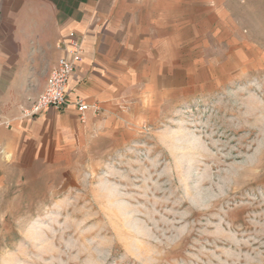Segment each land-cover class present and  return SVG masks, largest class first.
Wrapping results in <instances>:
<instances>
[{"label": "rangeland", "instance_id": "obj_1", "mask_svg": "<svg viewBox=\"0 0 264 264\" xmlns=\"http://www.w3.org/2000/svg\"><path fill=\"white\" fill-rule=\"evenodd\" d=\"M263 9L240 1L172 110L14 176L0 264H264Z\"/></svg>", "mask_w": 264, "mask_h": 264}, {"label": "crops", "instance_id": "obj_2", "mask_svg": "<svg viewBox=\"0 0 264 264\" xmlns=\"http://www.w3.org/2000/svg\"><path fill=\"white\" fill-rule=\"evenodd\" d=\"M240 1L252 14L264 7V0H0V191L14 176L75 165L94 143L123 141L172 110L195 85L194 71L207 68L205 40L230 36L226 20ZM71 32L82 61L70 100L89 109L26 117Z\"/></svg>", "mask_w": 264, "mask_h": 264}, {"label": "built area", "instance_id": "obj_3", "mask_svg": "<svg viewBox=\"0 0 264 264\" xmlns=\"http://www.w3.org/2000/svg\"><path fill=\"white\" fill-rule=\"evenodd\" d=\"M66 56L61 57L50 72L45 90L34 100L24 115L34 118L49 109L63 111L74 105L81 113L86 112L89 106L81 98L70 100V83L76 65L82 61V47L75 33L68 34L65 42Z\"/></svg>", "mask_w": 264, "mask_h": 264}]
</instances>
